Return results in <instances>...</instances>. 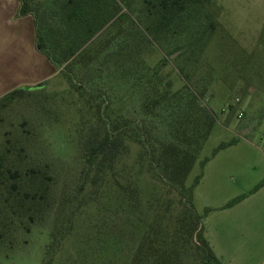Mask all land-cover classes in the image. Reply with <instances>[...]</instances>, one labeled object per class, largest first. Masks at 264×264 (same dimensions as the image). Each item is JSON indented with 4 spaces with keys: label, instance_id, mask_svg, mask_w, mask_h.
<instances>
[{
    "label": "rangeland",
    "instance_id": "374dc122",
    "mask_svg": "<svg viewBox=\"0 0 264 264\" xmlns=\"http://www.w3.org/2000/svg\"><path fill=\"white\" fill-rule=\"evenodd\" d=\"M217 1L220 21L192 76L202 78L213 68L206 102L216 123L185 188L222 264H264V0ZM12 41L0 43V79L9 78L0 91L13 83L18 60L29 87L0 97V264H127L151 216L142 215L138 224L137 209L113 176L83 186L81 98L65 91L63 75L48 79L54 67L35 54L30 29L25 61L10 51ZM159 50L155 44L146 53L148 65L168 55ZM176 65L170 62L165 71ZM171 76L180 88L183 80ZM148 187L147 194L159 191ZM37 202L43 210L32 220L26 208Z\"/></svg>",
    "mask_w": 264,
    "mask_h": 264
},
{
    "label": "trees",
    "instance_id": "16d2710c",
    "mask_svg": "<svg viewBox=\"0 0 264 264\" xmlns=\"http://www.w3.org/2000/svg\"><path fill=\"white\" fill-rule=\"evenodd\" d=\"M19 3V14L34 23L37 49L54 67L48 79L63 75L65 91L81 98L77 150L83 186L113 176L137 209L138 224L142 215L151 216L127 264H222L185 188L216 123L206 102L213 68L202 78L192 76L219 24L218 1ZM155 44L168 55L150 66L145 55ZM170 62L177 65L166 72ZM173 73L183 80L180 88L173 86ZM148 184L157 186L158 193L147 194ZM12 185L15 196L19 184ZM26 209L34 220L32 213L42 211L43 204Z\"/></svg>",
    "mask_w": 264,
    "mask_h": 264
},
{
    "label": "crops",
    "instance_id": "0c3cea01",
    "mask_svg": "<svg viewBox=\"0 0 264 264\" xmlns=\"http://www.w3.org/2000/svg\"><path fill=\"white\" fill-rule=\"evenodd\" d=\"M19 9V0H0V39H2L0 43H2V46H8L9 40L13 39V41L10 42V51L12 50V52H15L16 55H21L23 60L25 55L29 58L30 50L28 44V35L30 29L31 34L33 35L35 54H37V57L42 56V58L45 59V55L36 47V29L31 17L21 16L19 14ZM37 61H39V59ZM37 61H34L33 67L39 69V67H36L37 65H40ZM1 64L6 66L9 64V61L7 59L2 60ZM22 66V61L18 60L16 63H13V83L11 85H5V87L0 91V97L7 94L8 90L10 91L12 89L13 91V89L16 87L17 89H19L18 87L21 86L22 87L20 89L29 87V82H26L27 79L23 78L24 67ZM4 76H7V74L5 73ZM8 79V77H3L0 79V83L8 82ZM27 81H29V79Z\"/></svg>",
    "mask_w": 264,
    "mask_h": 264
},
{
    "label": "built area",
    "instance_id": "2783aa9c",
    "mask_svg": "<svg viewBox=\"0 0 264 264\" xmlns=\"http://www.w3.org/2000/svg\"><path fill=\"white\" fill-rule=\"evenodd\" d=\"M238 116H239V117H242V116H243L242 112H240Z\"/></svg>",
    "mask_w": 264,
    "mask_h": 264
}]
</instances>
